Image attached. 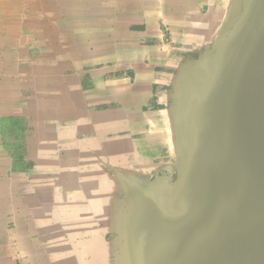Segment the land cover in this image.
I'll use <instances>...</instances> for the list:
<instances>
[{
	"label": "crops",
	"instance_id": "1",
	"mask_svg": "<svg viewBox=\"0 0 264 264\" xmlns=\"http://www.w3.org/2000/svg\"><path fill=\"white\" fill-rule=\"evenodd\" d=\"M108 9L74 26L64 46L76 49L50 72L60 97L44 117L28 115L23 132L16 115L12 155L0 156V264H49L51 239L69 241L82 262L115 236L118 175L145 183L172 170L169 90L180 48L171 45L189 28L166 24L169 43L155 45L158 18L144 1Z\"/></svg>",
	"mask_w": 264,
	"mask_h": 264
},
{
	"label": "water",
	"instance_id": "2",
	"mask_svg": "<svg viewBox=\"0 0 264 264\" xmlns=\"http://www.w3.org/2000/svg\"><path fill=\"white\" fill-rule=\"evenodd\" d=\"M201 22L169 90L172 170L118 175L114 264H264V0Z\"/></svg>",
	"mask_w": 264,
	"mask_h": 264
},
{
	"label": "rangeland",
	"instance_id": "3",
	"mask_svg": "<svg viewBox=\"0 0 264 264\" xmlns=\"http://www.w3.org/2000/svg\"><path fill=\"white\" fill-rule=\"evenodd\" d=\"M122 1L124 0H12V2L16 4L12 5V9L15 10L16 14L19 12V18L16 17V22H18V24L14 21H11L9 24L12 23V25H17L18 30L16 33L14 32V36L18 35L20 41L12 35V38L9 36L11 33L7 32H13L12 30L1 29L0 84L2 86H0L2 90L4 89L3 91H5V93L6 91L9 92L10 89L13 91L15 88L14 90L17 96H15V100L10 102L7 101V103L3 102L2 99L0 100V156L4 154L5 151L10 157L12 155V136L19 127L17 123L19 122L17 120L19 116L16 115H21V118L25 119V121H22L23 123H21V129L24 132L29 116L32 121L37 118H43L45 112H47L46 109L48 108L49 102H54V100H57L56 98L60 97L56 90V87H58L59 84L57 85L55 79H51L50 72L53 71V74H57L56 72L59 71V61L63 53L67 54L69 57L71 54H74L75 47H70V49H68V47L64 46L67 40L69 41V44L72 41V33H77V29L74 26H76L77 23H80L84 16L86 19H91L95 15L102 14L103 11L109 10V7H113L114 4H118ZM142 1H144L150 16H156V18H158V26L156 28L159 30V36L154 39L157 40L154 44L166 45L170 41L168 40L169 34L165 30L166 24L172 22H185V25L188 28H194L195 30L201 29L205 25L201 21L208 18L210 14L217 13L225 0H179L180 2L177 0H173V2L172 0ZM19 5L21 7H19ZM36 9L38 11H36ZM3 10L4 9L0 6V18H2ZM24 17H26V19ZM0 21H3V18L0 19ZM25 23L27 26L30 25L32 29H30L29 26H25ZM2 24L0 25V28ZM36 28L39 29L37 30ZM210 29L211 28H209V30ZM212 30L213 29H211L210 32H212ZM189 37L192 38L194 36L190 35ZM185 43V41L181 43L175 42L174 46L176 47L173 45H171V47H187ZM176 54L179 56L188 55L190 57H195L193 53L186 54L182 51H178ZM51 62L53 63V66H51ZM13 79L14 82H11ZM16 80L19 81L15 82ZM2 238H0V247L5 242L4 238ZM104 241L109 242V239H104ZM67 244L68 242L66 241L64 245ZM68 246H70V243ZM94 247H92L94 250L98 249L97 245ZM100 247H102L101 244ZM70 249L71 247L64 249L61 248V251L60 249H57L55 252L60 251L66 253L65 258L67 255H69V257L72 255L70 257L71 260L69 259L71 261L70 264H78L79 262H76L77 260L74 258L75 255L70 253ZM102 252H104V250H102L101 253ZM106 255H108V253H106ZM49 257L50 256L47 257V261L51 264L52 262L49 261ZM102 258L103 256H101V263L96 260H94L95 262H92L91 257L86 254L85 259L88 261L85 264H111Z\"/></svg>",
	"mask_w": 264,
	"mask_h": 264
},
{
	"label": "bare ground",
	"instance_id": "4",
	"mask_svg": "<svg viewBox=\"0 0 264 264\" xmlns=\"http://www.w3.org/2000/svg\"><path fill=\"white\" fill-rule=\"evenodd\" d=\"M31 1V0H30ZM33 1V0H32ZM36 1V0H35ZM43 1V0H42ZM136 1V0H135ZM177 1H179V0H177ZM12 2V0H0V6L4 9L3 10V12H2V18H3V21H0V23L2 24V22H3V24H2V26H1V28H0V31H1V29H7V30H12L13 32H7V33H11V34H9V36L11 37V35L13 36V37H16V39L18 40V41H20L19 40V38H18V35H16V36H14V32L16 33V31L18 30L17 29V25H12V23L11 24H9L11 21H14V22H16L17 21V19H16V17L17 18H19V12L16 14L15 13V10H13L12 9V5H16V4H14L13 2V4L11 3ZM18 2V1H17ZM22 2V1H21ZM46 2V1H45ZM170 2V1H169ZM172 2H173V0H172ZM180 2V1H179ZM186 2V1H185ZM28 3V2H27ZM41 4V3H40ZM45 4H47V3H45ZM44 5V4H43ZM59 5H60V3H59ZM23 6H28V5H23ZM22 6V7H23ZM19 7H21L20 5H19ZM10 8V9H9ZM15 8V7H14ZM23 9V8H22ZM20 10V9H19ZM45 10V9H44ZM48 10V9H47ZM179 10V9H178ZM21 11V10H20ZM27 11V10H26ZM36 11H38L37 9H36ZM49 11V10H48ZM23 12H24V10H23ZM40 12V11H39ZM35 13H38V12H35ZM23 14V13H22ZM24 14H25V12H24ZM18 15V16H17ZM35 15V14H34ZM21 16V15H20ZM26 16V15H25ZM33 16V15H32ZM36 16H38V15H36ZM45 16H46V14H45ZM27 17V16H26ZM26 17H24L25 19H26ZM40 17V16H39ZM47 17V16H46ZM176 17V16H175ZM2 18H0V19H2ZM30 18H32V17H30ZM48 18H50V17H48ZM33 19V18H32ZM45 19H47V18H45ZM31 22V21H30ZM17 24H18V22H16ZM0 24V25H1ZM48 24V23H47ZM33 25V24H32ZM35 25V24H34ZM37 25V24H36ZM45 25V24H44ZM20 26V25H19ZM25 26H27L26 25V23H25ZM29 26V28L30 29H32L31 27H30V25H28ZM27 26V27H28ZM46 26V25H45ZM32 27H34V26H32ZM48 27V26H47ZM37 29V28H36ZM39 29V28H38ZM37 29V30H38ZM211 30V29H210ZM45 31V30H44ZM38 33V32H37ZM40 33H41V31H40ZM40 33H39V35H40ZM46 33V32H45ZM33 34H35V33H33ZM1 35V34H0ZM6 35H8V34H6ZM9 36H7V37H9ZM37 36H38V34H37ZM20 37V36H19ZM12 38V37H11ZM33 39V38H32ZM8 41H9V38H8ZM25 41V40H24ZM14 43V42H13ZM16 44V43H15ZM47 67H49V66H47ZM16 70V69H15ZM44 70H47V69H44ZM12 71H14V70H12ZM40 71V70H39ZM38 71V72H39ZM8 72V71H7ZM10 72V71H9ZM17 72V71H16ZM35 72V71H34ZM15 74V73H14ZM35 74V73H34ZM8 80H10V79H8ZM17 81H19V80H16L15 82H17ZM6 82V81H5ZM9 82V81H8ZM11 82H14V79L11 81ZM33 83V82H32ZM14 84V83H13ZM18 84V83H17ZM16 84V85H17ZM1 85V84H0ZM10 85V84H9ZM21 85H22V83H21ZM25 85H28V84H25ZM37 85V84H36ZM2 86V85H1ZM1 86H0V100L2 99L3 100V102H5V103H7V101L8 102H10V101H12V100H15V96H17V94H16V92H15V88L13 89V91H12V89H10L9 90V92H7L6 91V93H5V91H3L2 89H1ZM14 86V85H13ZM20 86V85H19ZM38 86V85H37ZM41 86V85H40ZM52 86V85H51ZM54 86V85H53ZM8 87V86H7ZM18 87V86H17ZM31 87V86H30ZM27 88H29V87H27ZM44 88V87H43ZM53 88V87H52ZM18 89H20V88H18ZM17 89V90H18ZM30 89V88H29ZM55 89V88H54ZM16 90V91H17ZM19 93V92H18ZM46 93V92H45ZM33 102V101H32ZM4 104V103H3ZM0 105H1V102H0ZM27 109V108H26ZM12 110H14V109H12ZM16 110H18V109H16ZM19 111H20V109H19ZM3 203V202H2ZM23 208H25V207H23ZM29 215V214H28ZM19 217V216H18ZM25 218V217H24ZM23 219V218H22ZM17 224V223H16ZM87 224V223H86ZM34 225V224H33ZM31 228V227H30ZM92 228V227H91ZM105 228V227H104ZM29 230V229H28ZM66 231V230H65ZM36 232V231H35ZM23 234V233H22ZM63 234V233H62ZM25 235H26V233H25ZM33 235V234H32ZM51 235V234H50ZM50 237V236H49ZM28 238V237H27ZM26 239V238H25ZM22 240V239H21ZM19 241H20V239H19ZM71 241V240H70ZM80 241V240H79ZM39 241H37V243H38ZM42 242V241H41ZM69 242V241H68ZM66 243V242H65ZM30 244V243H29ZM45 244V243H44ZM44 244H42V245H44ZM46 244H47V247L49 248V250L51 251V253H53L52 255H53V257H54V261H51V260H49V261H51V262H53V263H55V264H64V263H67V264H70L71 263V259H70V257L72 256H70L69 257V255H67L66 256V258H65V254L66 253H59V254H55V253H58V252H55V250H57V249H60V251H61V248H67V247H69L68 246V244L67 245H64V243L63 244H61L57 239H51L50 241L48 240L47 242H46ZM37 245V244H36ZM39 245H40V243H39ZM38 245V246H39ZM23 246V245H22ZM66 246V247H65ZM101 248L99 249V251H95V252H91V253H89V254H87V255H89V257H91V259H92V262H95L94 260H96L97 262H99V263H101V256H103V258L102 259H104L105 261H107L108 263H111V264H114V263H116V260H113V259H110L109 258V256H111L112 255V253H113V251H114V249L117 247V241L116 240H114V239H111L108 243L106 242V241H103V240H101ZM35 246H33V248H34ZM47 247H45V248H47ZM40 248V247H39ZM117 249V248H116ZM33 250V249H32ZM38 250V249H37ZM43 250V249H42ZM102 250H104V252H102L101 253V251ZM41 251V250H40ZM75 251V250H74ZM55 252V253H54ZM106 253H108V255H106ZM51 255V256H52ZM80 257V256H79ZM84 257V256H83ZM74 258H75V256H74ZM70 259V260H69ZM78 260H81V259H78ZM87 261L88 260H86L85 258H84V260L82 261V262H80L79 261V263L78 264H85V263H87ZM48 262V261H47ZM77 262V261H76ZM96 262V263H97ZM93 264V263H92ZM103 264V263H102ZM105 264V263H104Z\"/></svg>",
	"mask_w": 264,
	"mask_h": 264
},
{
	"label": "flooded vegetation",
	"instance_id": "5",
	"mask_svg": "<svg viewBox=\"0 0 264 264\" xmlns=\"http://www.w3.org/2000/svg\"><path fill=\"white\" fill-rule=\"evenodd\" d=\"M114 235V234H113ZM115 238V240H116V235L114 236V237H111V239H114ZM104 239H107V238H104ZM110 239V240H111ZM117 241V240H116ZM117 248V249H116ZM115 249H114V251H113V253H112V256L114 257L115 255H116V253L119 251V247H116ZM112 257V258H113ZM115 260V259H114Z\"/></svg>",
	"mask_w": 264,
	"mask_h": 264
}]
</instances>
